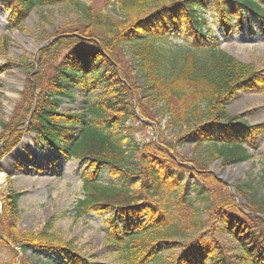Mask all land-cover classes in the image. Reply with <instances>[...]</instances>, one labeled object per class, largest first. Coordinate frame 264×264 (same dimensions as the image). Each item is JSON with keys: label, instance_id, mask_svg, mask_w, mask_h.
<instances>
[{"label": "trees", "instance_id": "trees-1", "mask_svg": "<svg viewBox=\"0 0 264 264\" xmlns=\"http://www.w3.org/2000/svg\"><path fill=\"white\" fill-rule=\"evenodd\" d=\"M3 1L17 24L34 7L56 2L74 5L81 20L78 28L57 32L49 49L60 60L55 74L44 81L41 68L28 78L10 119L0 120V160L28 133L66 160L77 159L84 196L76 212L108 216L107 246L119 264H264V160L262 194L250 186L240 204L207 165L216 159L234 165L252 156L257 127L228 118L225 108L238 91L261 87V74L254 64L210 44L206 23L213 14L225 33L236 24L253 34L264 27V0H107L109 13L81 0ZM182 28L184 41L167 45V32ZM47 51L41 50L40 61L52 55ZM78 85L102 91L82 112L59 111ZM139 116H160L177 137L122 146L114 133L130 135L133 122L149 127ZM186 142L212 147L205 158L181 155L177 147ZM105 169L124 183L98 181ZM186 173L200 181L196 197L185 187ZM129 178L139 187H127ZM20 194L9 190L3 197L0 264H16L15 249L25 253L33 247L57 251L67 264H87L71 241L49 234L54 219L37 232L16 228ZM220 235L232 244L219 241ZM165 251H174L166 261Z\"/></svg>", "mask_w": 264, "mask_h": 264}, {"label": "rangeland", "instance_id": "rangeland-1", "mask_svg": "<svg viewBox=\"0 0 264 264\" xmlns=\"http://www.w3.org/2000/svg\"><path fill=\"white\" fill-rule=\"evenodd\" d=\"M81 1L104 13L110 12L107 0ZM80 20L81 16L74 5L69 2H56L34 7L23 22L17 24L11 21L6 3L0 0V120L6 122L10 119L28 78L41 68L44 81L48 76L55 74L54 66H58L60 60L52 59L56 50L49 49L56 40L57 32L68 30V27L78 28ZM206 23L212 29L208 33L209 43L218 45L242 62L254 64L262 79L261 87L238 91L225 108L228 118L236 117L242 124L257 127L259 133L256 134V143L249 145L252 156L243 162V168L239 171H236L237 165L223 166L219 159L210 160L207 164L209 172L216 180L221 181L227 188L226 183L231 186L239 198L237 203L240 204L245 202L250 186H256L258 196L263 191V185L258 182L264 160V27H255L252 34L246 27L240 30L235 24L229 33H225L220 29L213 14L206 15ZM171 30L167 32L171 34L166 40L167 45L184 41L185 28L181 31ZM47 47V52L52 55L46 57L48 61L45 55L40 61L41 50ZM101 91L99 88L85 91L82 85L75 86L72 89L73 100L69 102L64 98L59 111L82 112ZM150 121L153 125L150 124L149 127L133 122L135 128L130 135L126 136L117 131L114 133L115 139L122 146L128 147L133 141L151 139L158 142L162 138L171 141L177 137L172 127L166 129L160 116ZM23 138L28 145L32 144L33 148L28 150L23 146L20 150L23 154L14 153ZM18 144L0 160V173H3L0 179V202H3V197L9 190L21 193L17 203L16 228L19 231L37 232L43 228L44 223L54 219V227L49 234L54 240L71 241L76 253L86 258L87 264H119L117 256L107 246L105 220L108 216L105 213L90 212L87 215H79L76 212V202L84 196V170L79 161L75 158L66 160L59 149H50L44 143H39L31 133L24 134ZM210 147V143L197 145L195 142H186L178 146L177 151L181 155H200L205 158ZM101 171L98 181L114 185L124 183L121 177L110 175L108 169ZM183 182L186 183L188 192L196 197L200 188L198 178L186 173ZM125 185L135 189L139 187V182L129 178ZM217 238L228 246L232 244L226 235ZM15 250L16 264H67L66 257L57 251L35 247L25 253H21L18 248ZM163 255L166 261L174 255V251H165Z\"/></svg>", "mask_w": 264, "mask_h": 264}, {"label": "bare ground", "instance_id": "bare-ground-1", "mask_svg": "<svg viewBox=\"0 0 264 264\" xmlns=\"http://www.w3.org/2000/svg\"><path fill=\"white\" fill-rule=\"evenodd\" d=\"M23 146H26L27 147V149L29 150V149H31V148H33L32 147V144H27V142H26V139H24L23 138V140H21V142L18 144V147L17 148H15V150H14V153H19V154H23L20 150L22 149V147ZM243 168V165H239V166H237L236 167V171H239L240 169H242ZM3 176V173H0V179H1V177ZM1 181V180H0Z\"/></svg>", "mask_w": 264, "mask_h": 264}, {"label": "water", "instance_id": "water-1", "mask_svg": "<svg viewBox=\"0 0 264 264\" xmlns=\"http://www.w3.org/2000/svg\"><path fill=\"white\" fill-rule=\"evenodd\" d=\"M29 120V119H28ZM141 120L143 121V122H145V123H150V122H148L146 119H144V118H141ZM152 125H153V123H151ZM243 163H239L237 166H239V165H242ZM227 184V186H229V184L228 183H226ZM229 190L232 192V193H234V191H233V189L231 188V186H229ZM237 197V200L239 199L238 198V196H236ZM1 210H2V204H1V202H0V212H1ZM262 219H264V217L262 218Z\"/></svg>", "mask_w": 264, "mask_h": 264}]
</instances>
